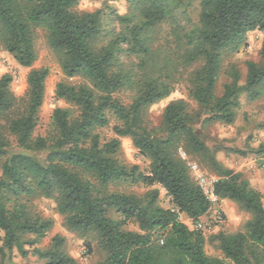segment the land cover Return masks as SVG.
<instances>
[{
    "label": "trees",
    "instance_id": "obj_1",
    "mask_svg": "<svg viewBox=\"0 0 264 264\" xmlns=\"http://www.w3.org/2000/svg\"><path fill=\"white\" fill-rule=\"evenodd\" d=\"M79 1L0 0V49L30 69L21 98L10 92L7 76L0 79V254L23 253L24 235L39 241L50 230L51 221L31 204L46 198L68 232L96 238L106 253L96 264H264L261 193L219 163L192 126L231 125L241 96L246 105L264 97V41L259 60L245 63L244 83L229 63L223 72L228 82L220 96L215 93L223 60L246 47L247 36L264 32V0H125L123 15L79 11ZM38 31L63 75L54 96L67 105L53 110L45 137L33 135L49 75L47 68H32ZM182 82L195 108L172 101L159 127H152L149 108ZM109 127L115 137L103 141L100 131ZM10 137L25 153H11ZM120 138H129L148 162L145 172L117 159ZM179 150L216 175L220 200L250 214L243 231L216 236L222 258L206 255L201 232L157 204L156 187L190 220L208 209ZM117 184L147 191L138 197L109 190ZM129 221L136 232L125 230ZM63 243L54 236L35 253L45 264H77Z\"/></svg>",
    "mask_w": 264,
    "mask_h": 264
},
{
    "label": "rangeland",
    "instance_id": "obj_2",
    "mask_svg": "<svg viewBox=\"0 0 264 264\" xmlns=\"http://www.w3.org/2000/svg\"><path fill=\"white\" fill-rule=\"evenodd\" d=\"M108 9L119 15H123L126 12L127 4L125 0H80L78 5L79 11L93 12L96 10L107 11ZM263 41L264 32L252 33L247 36L246 47L223 60L222 71L215 89L217 96L222 94V85L228 82V79L223 75L226 65L234 63L238 66L241 72L240 84H243L246 75L245 63L247 61L257 62L259 60L258 53ZM36 48L38 50V58L32 68H47L49 75L45 82L44 101L39 110L38 123L33 135L34 137H45L51 128L53 110L55 108H66L67 105L58 101L54 96L55 86L63 79V75L54 56L47 47L44 34L40 31H38ZM29 71L30 69L17 65L7 52L0 49V79L4 76L10 79L9 90L14 97H23ZM13 76H15V79H13ZM188 93L189 88L187 84L182 82L175 86L169 97L151 106L148 110V119L151 126L159 127L163 110L172 101L184 100L191 107L195 108V104L188 97ZM239 102L240 107L231 125L195 122L192 126L205 140L206 145L213 151L214 157H216V154L223 156L222 160L224 164L222 165L225 168L239 173L242 178L249 182L251 187L261 193L264 208V97L251 105H246L244 97L241 96ZM113 124L114 122H111V126ZM100 135L103 141H108L115 137L112 134L111 127L101 130ZM10 140L12 141L11 153H25L15 146L12 137H10ZM232 151H237V153H233ZM26 154L35 156L40 161H45L46 159V154L42 152H26ZM117 159L124 164L137 165L142 172L146 171L148 164L147 161L137 154L129 138L119 139ZM186 161L187 163L197 164L200 171L206 177L217 181L216 175L200 164L195 158L186 157ZM155 189L159 191L157 204L161 208L166 209L169 205L168 196L165 195L163 190L157 187ZM109 190L125 192L138 197H142L147 191L141 185L129 186L127 184L110 186ZM31 204L42 219L51 221L50 230L39 241H34L32 235H24L22 237L23 253L13 248L10 252L0 254V264H45L46 261L38 258L35 250L45 251L50 246L51 239L54 236L63 238V250L68 256L75 259L77 264H96L105 259L106 253L98 246L97 240L93 235L80 238L65 229L63 218L57 213L52 200L38 198L32 200ZM221 206L223 214L222 223L219 225H209L205 231L201 232L204 238L205 254L216 258H222L221 252L218 249V242L215 239L216 236L219 233L229 235L241 232L245 223L250 219V214L240 210L233 202L221 200ZM179 222L188 225V229L192 231L185 215L179 219ZM124 228L130 232L137 231V228L131 221L127 222ZM2 243L3 233L0 232V247ZM86 244L90 245V251L86 248Z\"/></svg>",
    "mask_w": 264,
    "mask_h": 264
},
{
    "label": "built area",
    "instance_id": "obj_3",
    "mask_svg": "<svg viewBox=\"0 0 264 264\" xmlns=\"http://www.w3.org/2000/svg\"><path fill=\"white\" fill-rule=\"evenodd\" d=\"M13 79H15V76H13ZM180 157L184 160H186L185 154L179 150L178 151ZM188 171L193 178V181L195 182L196 186L200 190L201 194L205 198L208 204V209L205 213V215L198 219V220H190L187 218L189 222V226L191 227L192 231L195 232H203L207 229L209 225H219L223 221V214H222V206H221V200L219 199L218 195L215 192V183L216 181L211 180L210 178L206 177L199 169L198 165L195 163H187ZM169 199V205L165 210H168L169 212L173 213L178 221L181 219L184 214L179 212L172 204L171 198ZM205 220V222H204ZM187 228L188 225L184 224Z\"/></svg>",
    "mask_w": 264,
    "mask_h": 264
},
{
    "label": "crops",
    "instance_id": "obj_4",
    "mask_svg": "<svg viewBox=\"0 0 264 264\" xmlns=\"http://www.w3.org/2000/svg\"><path fill=\"white\" fill-rule=\"evenodd\" d=\"M217 153H218V152H217ZM222 158H223V156H221V154H219V155L216 154V160H217L219 163L224 164ZM226 167H227V166H226Z\"/></svg>",
    "mask_w": 264,
    "mask_h": 264
}]
</instances>
